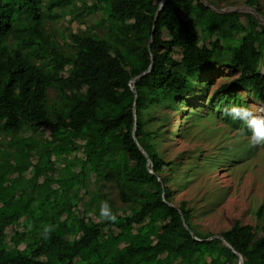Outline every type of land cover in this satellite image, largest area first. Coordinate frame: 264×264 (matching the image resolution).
Listing matches in <instances>:
<instances>
[{
  "label": "trees",
  "instance_id": "trees-1",
  "mask_svg": "<svg viewBox=\"0 0 264 264\" xmlns=\"http://www.w3.org/2000/svg\"><path fill=\"white\" fill-rule=\"evenodd\" d=\"M161 1L0 0V264H264V205L254 226L196 233L193 208L173 202L177 162L157 148L172 114L264 108V26L208 0ZM77 9L101 15L74 31Z\"/></svg>",
  "mask_w": 264,
  "mask_h": 264
},
{
  "label": "rangeland",
  "instance_id": "rangeland-1",
  "mask_svg": "<svg viewBox=\"0 0 264 264\" xmlns=\"http://www.w3.org/2000/svg\"><path fill=\"white\" fill-rule=\"evenodd\" d=\"M208 1L213 6L217 3L223 10L253 12L264 26V0H256L260 5L259 13L248 6L246 0ZM76 11L77 16L70 23L74 31L94 25L101 15L99 11L89 14L80 9ZM69 18L70 15H66L53 26L63 28ZM52 21V15L44 18L46 25ZM262 64L261 72L264 73ZM216 73L226 76L227 71L219 69ZM251 105L253 112L263 108L256 103ZM186 113L188 111H181L170 116L167 136L157 146L164 160L177 162L176 180L170 182L175 190L174 204L184 200L193 208L191 224L198 234L217 235L228 229L234 220L254 226L259 222L256 210L261 204L264 205V147L250 146L246 128L238 130L240 126L232 124L229 116L208 114L203 118L192 117L193 120L187 122L183 119ZM27 134L30 132L20 135ZM168 137L172 139L168 140ZM106 190L112 198H117L114 187ZM116 201L118 205L121 204L120 200ZM8 230L7 239L11 240L12 232ZM18 241L19 238L16 242L22 248L23 244Z\"/></svg>",
  "mask_w": 264,
  "mask_h": 264
},
{
  "label": "clouds",
  "instance_id": "clouds-1",
  "mask_svg": "<svg viewBox=\"0 0 264 264\" xmlns=\"http://www.w3.org/2000/svg\"><path fill=\"white\" fill-rule=\"evenodd\" d=\"M264 108L253 112L250 108L242 106H230L224 109V114L231 116L234 119L242 120L246 123L247 127L251 130V136L249 138V144L252 147H264ZM100 217L102 220L115 222L117 217L111 210V206L107 201L101 204ZM31 227V226H30ZM54 231V226H44V238H50V233Z\"/></svg>",
  "mask_w": 264,
  "mask_h": 264
},
{
  "label": "water",
  "instance_id": "water-1",
  "mask_svg": "<svg viewBox=\"0 0 264 264\" xmlns=\"http://www.w3.org/2000/svg\"><path fill=\"white\" fill-rule=\"evenodd\" d=\"M164 1H165V0H162V1L160 2L159 6H158V9H157V12L160 10V8H161L162 4L164 3ZM157 12H156V16H157ZM134 80H135V78H134ZM131 89L134 91V85L131 86ZM134 130H135V126L133 127V133H132L133 136H135ZM139 148H140L141 152L143 153V155L148 159L147 154L145 153V151H144L141 147H139ZM148 161H149V160H148ZM149 171L151 172V169H150ZM216 236L219 237V238H221L219 235H215V236H213V237H216ZM194 238H195V237H194ZM223 243H224L226 246L230 247V245L227 244L224 240H223ZM238 264H243V261H242L241 256H239Z\"/></svg>",
  "mask_w": 264,
  "mask_h": 264
}]
</instances>
